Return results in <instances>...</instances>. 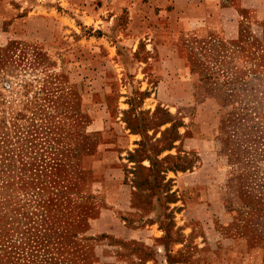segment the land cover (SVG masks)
<instances>
[{
  "label": "rangeland",
  "instance_id": "rangeland-1",
  "mask_svg": "<svg viewBox=\"0 0 264 264\" xmlns=\"http://www.w3.org/2000/svg\"><path fill=\"white\" fill-rule=\"evenodd\" d=\"M43 1L0 14V264H264V13L184 37L199 80L145 60L149 0Z\"/></svg>",
  "mask_w": 264,
  "mask_h": 264
},
{
  "label": "crops",
  "instance_id": "crops-1",
  "mask_svg": "<svg viewBox=\"0 0 264 264\" xmlns=\"http://www.w3.org/2000/svg\"><path fill=\"white\" fill-rule=\"evenodd\" d=\"M45 1L42 2V5L47 4L54 7L53 4H49L51 2L45 3ZM238 1L239 4H235L233 0H149L145 8L148 9L149 14L153 11L154 16L150 14V16L140 17L147 32L145 38L150 47L148 57L145 60L148 63L180 62L185 67L184 69L188 67V72L200 80V73L191 69V57L181 49L183 45H186L184 37H208L222 32L232 36V38H239L242 25L245 26L250 21L249 14L261 15L264 10L258 7L252 9L251 6L246 5L247 0ZM26 8L23 5V0L0 1V14L8 15L5 19H10L15 14L29 13ZM11 31L9 29L7 32L10 33ZM152 32L154 36L150 35ZM141 40L140 38L139 41ZM195 90L197 91V82L194 91H190L187 85L181 87V92L195 93ZM186 137L187 135L183 134L180 135L179 139L184 141L187 139ZM189 137L193 136L190 135ZM105 152L111 154L114 150L107 148ZM180 152H184L183 155L188 158L189 163L187 167L180 168L178 171L188 170L196 175V180L192 182V185L190 183L185 188L190 187V189L195 190L208 188V185H203V158H201V154L196 149L180 150ZM107 154L102 150H96L83 156V168L93 171L92 183H100L109 178V180H113L112 175L118 173L123 164L120 156H118L119 160H108ZM117 179L118 182L122 181L119 176Z\"/></svg>",
  "mask_w": 264,
  "mask_h": 264
}]
</instances>
